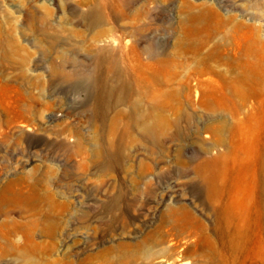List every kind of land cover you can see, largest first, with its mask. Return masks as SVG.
I'll return each instance as SVG.
<instances>
[{
  "label": "rangeland",
  "instance_id": "374dc122",
  "mask_svg": "<svg viewBox=\"0 0 264 264\" xmlns=\"http://www.w3.org/2000/svg\"><path fill=\"white\" fill-rule=\"evenodd\" d=\"M262 108L264 0H0V264H264Z\"/></svg>",
  "mask_w": 264,
  "mask_h": 264
},
{
  "label": "bare ground",
  "instance_id": "6f19581e",
  "mask_svg": "<svg viewBox=\"0 0 264 264\" xmlns=\"http://www.w3.org/2000/svg\"><path fill=\"white\" fill-rule=\"evenodd\" d=\"M196 46V45H195ZM149 48H150V46H149ZM242 48V47H241ZM145 51V50H144ZM146 52V51H145ZM246 52V51H245ZM243 55H245V54H243ZM142 72V71H141ZM203 83V82H202ZM82 85H84V80H83V82H82ZM215 85V84H214ZM98 86H99V84H98ZM212 86V85H211ZM197 91V90H196ZM199 91V90H198ZM223 95V94H222ZM198 97V96H197ZM196 97V98H197ZM226 97V96H225ZM226 99V98H225ZM227 100V99H226ZM226 103H227V101H226ZM220 106V105H219ZM224 109V108H223ZM262 113H263V115H264V108H262ZM241 123V122H240ZM243 133V132H242ZM244 135V133L242 134V136ZM240 138V137H239ZM238 138V139H239ZM228 161V160H227ZM209 169V168H208ZM244 175V174H243ZM254 175H255V173H254ZM245 176V175H244ZM254 177V176H253ZM241 187V186H240ZM233 190H234V187H233ZM231 191V190H230ZM230 197H231V195H230Z\"/></svg>",
  "mask_w": 264,
  "mask_h": 264
}]
</instances>
